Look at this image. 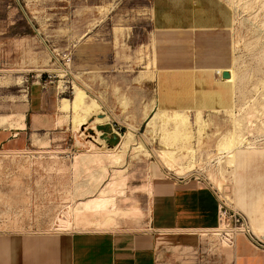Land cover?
<instances>
[{"label": "rangeland", "instance_id": "374dc122", "mask_svg": "<svg viewBox=\"0 0 264 264\" xmlns=\"http://www.w3.org/2000/svg\"><path fill=\"white\" fill-rule=\"evenodd\" d=\"M220 1L231 12L232 24L229 31L201 32L206 36L215 32L221 34L215 44H209L207 38H198V34L188 33L196 38L168 39L167 33H154L149 0H0V116L7 118L3 122L6 126L0 125V177L12 175L11 188L18 189L23 176V196L19 198L23 203L22 212L16 209L18 211L6 213L5 220L15 224L35 221L41 226L38 231L45 233L80 231L81 225L73 221L75 203L93 194L75 195L79 194V189H94L101 185L103 181L100 182L99 174L103 169L108 173L115 169L123 171L128 187L124 194L115 193L118 195L116 206L120 208L118 211H137V216H118L116 221L107 224V227H116L97 230L89 226L86 231L116 230L123 223L138 229L153 195V190L150 194L147 189L149 182L154 189L170 178L188 180L192 174L203 172L206 183L218 188L228 201L232 200L229 176H234L242 164L235 165L226 153H216L219 151L218 136L238 128L241 135L249 137L246 141L264 139V111L261 108L264 106V0ZM118 27L121 30L116 32ZM227 40L230 41L229 48ZM164 42L168 43L166 48L170 54L180 50V58L184 60L180 65L185 68L189 65V54L184 52V47L192 43L205 44L202 54L209 57L216 58L223 55L219 53L231 50L230 69L235 74L232 86L230 84L233 102L229 109L219 111L220 117L210 115L218 113L216 111H208L207 116L201 112L199 123L192 117L196 115L192 113L194 111L184 110L191 122L194 121L190 143L175 138L172 133L174 122L166 119L168 116L157 117L153 125L147 126L155 113L148 111L153 106L154 96L151 85L143 83L153 80L158 73V52ZM66 53L71 56L68 67L61 66ZM225 64H229L228 58ZM47 74L56 77L48 78ZM63 81L71 83L65 92ZM75 85L98 103V117H109L104 123L92 124V116L80 129L82 137L74 131L69 119L62 120V113L57 109L60 97L72 99ZM35 89L42 96L40 115L32 117H35L33 127H29L26 116L27 127L17 129L20 128L16 127L18 115L26 113L27 101ZM253 98L255 102L251 103ZM257 101L260 107L256 105ZM253 106H257L258 114L251 110ZM145 112L148 113L144 115ZM91 126L96 127L109 147L118 146L121 136L131 127L145 152L135 156L126 150L118 163L112 164L105 158L100 160L101 163L94 161L82 166L78 163L80 166L77 167L78 164L73 165L75 156L88 150L85 142L90 135L94 136ZM161 134L166 137L164 144L160 141ZM183 144H190L194 151L195 161L189 171L179 166L192 160L189 153L178 157ZM253 144L264 148V140ZM162 148L171 151L172 159L159 152ZM91 154L94 155L89 152ZM210 159H216L217 163L209 164ZM224 171H227V178L220 175ZM142 184L146 186L143 191ZM9 197L15 199V196ZM19 200L13 203L17 204L15 202ZM66 216L70 226L58 227V219ZM194 237L189 236L188 241H193ZM223 250L221 252H225Z\"/></svg>", "mask_w": 264, "mask_h": 264}, {"label": "crops", "instance_id": "0c3cea01", "mask_svg": "<svg viewBox=\"0 0 264 264\" xmlns=\"http://www.w3.org/2000/svg\"><path fill=\"white\" fill-rule=\"evenodd\" d=\"M149 3L153 30L200 34L229 30L232 24V14L220 0H149ZM162 45L157 60L159 71L153 80L143 83L151 85L154 96L149 114L156 112L160 104L169 112L175 108L195 110L196 106L203 116L213 111L209 107L211 103L229 106L230 85L214 68L225 64L228 58L229 64L222 67V72L228 71L231 50L211 59L202 54L205 49L200 50L192 43V55L185 68L180 65L184 61L180 50L170 54L166 48L168 43ZM210 96L214 97L212 101ZM41 97L37 89L30 93L29 107L24 114L25 127L26 116L29 127H33L35 117H32L40 115ZM214 111L222 112L223 108L217 107ZM220 112L210 115L220 117ZM233 163L242 165L234 176H229L232 207L247 216L256 233L264 234V148H238L234 151ZM225 174L227 178V171ZM199 176V181L170 178L154 189L152 186L147 214L138 229L123 223L116 230L45 233L38 231L41 226L35 221L15 224L5 220L4 214L16 209L21 211L23 207L19 200L23 196V176L19 188L12 189V175H3L0 177V264H264V252L254 248L245 237H238L232 249L223 248L225 252L213 245L208 233L217 224L218 202L215 188L206 183L203 172ZM15 200H19L17 204L13 203ZM29 210H32L30 206ZM189 236H195L194 240L189 242Z\"/></svg>", "mask_w": 264, "mask_h": 264}, {"label": "bare ground", "instance_id": "6f19581e", "mask_svg": "<svg viewBox=\"0 0 264 264\" xmlns=\"http://www.w3.org/2000/svg\"><path fill=\"white\" fill-rule=\"evenodd\" d=\"M263 4V3H262ZM263 16V15H262ZM103 19V18H102ZM95 22V20H94ZM255 22V21H254ZM262 24V23H261ZM260 26V25H259ZM121 30L120 27L116 28L115 31L116 32H119ZM164 32V33H167V36H169L168 39H174V38H182V37H185V38H196L195 35H188V33H185V32H182V31H179V30H155L154 33H157V32ZM229 31V30H228ZM202 37H205L208 39V41L206 43H213L215 44V42H217L219 40V38L221 37V34L215 32V34L213 35H205V34H198V38H202ZM228 38V37H227ZM228 41V48L230 47V44H229V40ZM235 44V43H234ZM195 47L199 48L200 50H202L205 46V44H200V45H196L194 44ZM184 52H186L187 54H189L188 58H190V56L192 55V49L190 48V46H185L184 47ZM209 58H214L216 59L214 56H211ZM232 61V60H231ZM153 63V61H151ZM229 62V60H228ZM151 63V64H152ZM228 64L226 65H217L215 66L214 68V72L217 74V75H220L221 72L224 70L222 67H226ZM155 69V68H154ZM53 70V69H52ZM229 72H230V77L228 79H225L224 82L226 84H231L234 79H235V74L233 72L232 69L228 68L227 69ZM195 71V70H193ZM197 71V70H196ZM64 72V71H63ZM62 75V74H61ZM150 75V74H149ZM148 75V76H149ZM195 74H193L194 76ZM212 75V74H211ZM74 76V75H73ZM141 76V75H140ZM139 76V77H140ZM147 76V77H148ZM151 76V75H150ZM208 76V75H207ZM138 77V78H139ZM143 77V76H142ZM190 77V76H188ZM195 77V76H194ZM149 78V77H148ZM152 78V76H151ZM196 78V77H195ZM254 78V77H253ZM37 79V78H36ZM182 79V78H181ZM139 80V79H138ZM199 80V79H198ZM201 80V79H200ZM214 80V79H213ZM37 81V80H35ZM182 81V80H181ZM180 81V82H181ZM188 81V80H187ZM186 81V82H187ZM194 81V79H193ZM185 82V81H184ZM262 82V81H260ZM59 83V82H58ZM61 83V81H60ZM194 83V82H193ZM196 83V81H195ZM199 83V82H198ZM215 83V82H214ZM18 84V83H17ZM57 84V83H56ZM75 84V83H74ZM200 84V83H199ZM261 84V83H260ZM194 85V84H193ZM213 85V84H212ZM41 86V85H40ZM57 86V85H56ZM211 86V85H210ZM232 86V84H231ZM230 86V87H231ZM254 86V85H253ZM59 87V86H58ZM61 87V86H60ZM199 87V86H198ZM226 87V86H225ZM255 87V86H254ZM262 87V86H261ZM42 88V87H41ZM74 89V92H73V97L72 99H67V98H64V97H60L59 98V105L57 107V109H59V111L62 113V117L64 120L65 119H69V121L71 122L72 124V127L74 129L75 132H79L80 133V129L82 128L83 125H85L87 123V121L89 119H91L92 116L93 117V121H92V124L95 123V124H100V123H104L106 120H109V117L108 116H104V117H98V108H99V105L98 103L92 99V98H89L84 90L78 86H74L73 87ZM213 88V87H212ZM232 88V87H231ZM263 88H264V83H263ZM58 89V88H57ZM56 89V90H57ZM177 89V88H176ZM196 88H194V91H195ZM199 89V88H198ZM255 89V88H254ZM259 89V88H258ZM193 90V89H192ZM228 90V88H227ZM232 90V89H231ZM259 91V90H258ZM191 92V91H190ZM189 92V94H190ZM201 92V91H199ZM225 93V92H224ZM228 93V92H227ZM159 94V93H158ZM194 92H193V97H194ZM216 94V93H215ZM226 94V93H225ZM211 95V94H210ZM213 95V94H212ZM229 95V94H228ZM255 95V94H254ZM196 97V95H195ZM200 97V95H199ZM220 97V96H219ZM214 98V97H213ZM213 98H211L210 96V99L211 101L213 100ZM215 98H218V97H215ZM177 99V97H176ZM185 99V98H184ZM196 99V98H195ZM199 99V98H198ZM178 100V99H177ZM186 100V99H185ZM183 100V101H185ZM188 100V99H187ZM189 101V100H188ZM194 101V99H193ZM201 101V100H200ZM250 101V100H249ZM152 102V105L154 103V101H151ZM179 102V101H178ZM186 102V101H185ZM197 102V101H196ZM230 102H233L230 100ZM248 102V101H247ZM255 102L254 101V98H253V101L251 103ZM149 103V102H148ZM184 103V102H183ZM225 103H228V102H225ZM258 101L256 102V105L260 107V105L257 104ZM177 104V103H176ZM189 106L191 105V103H187ZM199 104V103H198ZM218 104V102H217ZM231 104V103H230ZM229 104V106H230ZM151 105V106H152ZM180 105V104H179ZM186 104L184 103V106ZM197 105V104H196ZM176 106V105H174ZM229 106H222V105H213L212 103L209 104V107L212 108L211 110L214 111V108H223V111L225 109H229ZM249 106H252L251 104ZM257 106H253L251 107L252 109L251 110H254L255 112H257L256 114L259 113L258 111V108H256ZM263 108V111H264V106L261 105ZM144 107V106H143ZM149 107V106H148ZM147 107V108H148ZM168 107V106H167ZM179 107H182L181 105ZM187 108V106H185ZM225 107V108H224ZM151 108V107H149ZM148 108V109H149ZM175 108V107H174ZM191 108V107H190ZM192 110H194V112H192L193 114H196L195 116L193 115L192 117H195L196 119V122H198L199 118H200V114H201V110L199 107H196L194 106ZM260 108V109H261ZM167 109V108H166ZM165 109V107L160 104L158 106V109L157 111L154 113V115L152 116V118L149 120L147 126L149 125H153L155 123V119L158 118H166L164 116H168L166 119H170L174 122V129L172 127V133L173 135L175 136V138H177L179 141H182V142H185V143H190V140L193 138V132L191 130V126L193 127V122H191V119L189 117V115L186 114V112L184 110H179V109H172L171 112L167 111ZM170 109V108H169ZM181 109V108H180ZM188 110V109H187ZM191 110V109H190ZM216 110V109H215ZM220 110V109H219ZM147 111V109H146ZM149 111V110H148ZM217 111V110H216ZM229 111V110H228ZM249 111V110H248ZM262 111V109H261ZM219 112V111H218ZM253 112V111H252ZM22 113V112H21ZM148 112H145L143 113L144 115H146ZM188 113V111H187ZM16 114V113H15ZM230 114L231 111H230ZM255 114V113H254ZM262 114V113H261ZM8 116V115H7ZM11 116H13L11 114ZM10 116V117H11ZM20 117L19 118H16L17 120L19 119V121H16L18 122V124H16V122H14L16 125V127H20V128H24L25 127V124H24V114H19L18 115ZM232 116V115H231ZM16 117V116H15ZM7 119V118H6ZM5 119V116H0V125L6 120ZM9 119H12V118H9ZM159 119V120H160ZM165 119V120H166ZM14 120V119H13ZM260 120V119H259ZM11 121V120H10ZM9 121V122H10ZM57 121H59L57 119ZM161 121V120H160ZM263 121V120H262ZM8 122V121H7ZM164 122V121H162ZM195 122V123H196ZM201 122V121H200ZM5 123V122H4ZM3 123V124H4ZM260 123V122H259ZM10 124V123H9ZM12 124V123H11ZM10 124V125H11ZM14 124V125H15ZM159 124V123H158ZM164 125V123H161ZM160 124V125H161ZM6 126V124H4ZM246 125V124H245ZM8 126V124H7ZM12 126V125H11ZM71 126V125H70ZM237 126V125H236ZM262 126H264V122L262 124ZM15 127V126H14ZM155 127V126H154ZM160 127V126H158ZM163 127V126H162ZM200 127V126H199ZM239 127V126H238ZM255 127V126H254ZM9 128V127H8ZM13 128V127H12ZM161 128V127H160ZM252 128V127H251ZM19 129V128H17ZM84 130V129H83ZM82 130V131H83ZM91 132L93 131L94 133V136L92 135H88L89 136V140H87L85 142V145H87L88 147V150H85L83 153H79L76 157V161H74L73 165L76 163H80L81 166L82 164L84 163H89V162H92V164L95 162H100V160L104 159L105 158L111 162L112 164L113 163H118L121 161L123 155L125 154L126 150H129L131 152H133L134 154L133 155H137V154H140V153H144L145 152V149H144V145L138 141L137 139H135L134 137V133H133V129H131V127H128V130L127 132L121 136V140H120V143L118 144V146H114V147H109L106 145V142L103 138H101V134L100 132H98V130L96 129V127L94 126H91L90 128ZM157 130V129H156ZM261 130V129H260ZM228 131V130H227ZM225 131V132H227ZM233 131V130H232ZM232 131H229L228 133H225V134H222L220 136H218L220 139L218 141V145H217V148L219 151L216 150V153L217 152H220L221 154L222 153H226L228 158H232L233 160V155H234V151L238 148H258L256 147L257 145L256 144H253V142L251 141H246L245 140V137L243 136V134L241 135V132L238 130H234V132ZM262 131V130H261ZM150 132V131H149ZM169 132V131H168ZM200 132V131H199ZM232 132V133H231ZM250 132V130H249ZM171 132L169 134H172ZM198 133V132H197ZM252 133V132H251ZM257 133V132H256ZM83 133H80V136L79 137H82ZM217 134V133H216ZM162 136L160 141L163 140L161 143H165L166 141V137H165V134H161ZM253 135V134H252ZM168 137V136H167ZM260 137V136H259ZM169 138V137H168ZM167 138V139H168ZM171 138V137H170ZM173 138V137H172ZM38 140V139H36ZM170 140V139H169ZM217 140V139H215ZM264 140V139H263ZM178 141V142H179ZM37 142V141H36ZM245 143H249V144H245ZM44 145V144H43ZM190 144H183V149L181 150V148L179 149V156L180 155H184V153H189V156L192 157V160L189 161L188 163L185 162V164L181 163V168L182 169H186L187 171H189V169H191L190 167L192 166V164L194 163L195 161V158L193 157L194 155V151L193 149L189 146ZM216 145V144H215ZM216 148V149H217ZM94 151V152H93ZM128 151V152H129ZM89 152H92L94 153V155H89ZM130 152V154H131ZM161 154L165 155V156H168L169 158L172 159V154H171V151L170 150H167L165 148H162L160 149L159 151ZM132 155V154H131ZM135 155V156H136ZM147 155V154H145ZM226 156V157H227ZM224 157V158H226ZM174 159V157H173ZM231 160V159H230ZM228 161V160H227ZM174 162V161H173ZM226 162V161H224ZM101 163V162H100ZM230 163V162H229ZM105 164V163H104ZM109 164V163H108ZM227 164V162H226ZM85 165V164H84ZM83 165V166H84ZM88 165V164H87ZM107 165V164H106ZM225 165V163H224ZM231 165V164H230ZM233 165V164H232ZM231 165V166H232ZM80 166L79 164L77 165V167ZM219 166V165H218ZM229 166V165H228ZM106 167V166H104ZM125 167V166H124ZM222 168V167H221ZM124 169V168H123ZM122 169V170H123ZM101 170V169H100ZM125 170V169H124ZM185 170V171H186ZM223 170V169H221ZM220 170V172H221ZM219 171V170H218ZM219 172V174H220ZM123 171H121L120 169H115V170H111V173H108L106 171V169H103L101 171V174H99V180L100 182L103 181V183L101 185H97L96 188L94 189H86V190H82V189H79L80 192L78 194V190H76L77 194L78 195H75V196H81L83 197L84 195H90V194H93L92 196L90 197H87L86 199H81L80 201H78L77 203H75V208L73 209L74 213V217H73V221H75L76 224H79L81 225V228L80 231H86L87 227L89 226H94L95 229L97 230H102V228H109L107 227V224L108 222L112 221H116L115 219L118 217V216H134L136 215L137 216V211H128V209L124 210V211H118V208L116 206V196L120 195V194H124V190L126 189V179L123 177L122 175ZM223 178H225L226 174H225V171L222 172V174H220ZM220 176V177H221ZM230 176H232L230 174ZM233 178V177H232ZM96 179V178H95ZM151 179V178H150ZM212 179V178H211ZM214 179V177H213ZM98 180V179H97ZM96 180V181H97ZM98 180V181H99ZM213 182V181H212ZM217 182V181H216ZM96 183V182H95ZM151 182H149V185L147 186V189L148 191L152 192V183L150 184ZM100 184V183H99ZM147 184V182H146ZM233 184V182H232ZM218 185V184H217ZM219 186V185H218ZM217 186V187H218ZM140 187V186H139ZM138 187V188H139ZM143 187H146L144 186V184H142V191H143ZM78 188V187H77ZM75 188V189H77ZM81 188V187H80ZM91 188V187H90ZM219 190V189H218ZM145 191V190H144ZM147 191V192H148ZM148 192V193H149ZM115 193H118V195H116ZM149 194V195H150ZM88 195V196H89ZM85 197V196H84ZM104 211V212H102ZM61 217V216H60ZM68 216H66L65 219H61V218H57L58 219V227L60 228H67V226H70L68 225L69 223V219L67 218ZM71 217V216H70ZM71 220V219H70ZM71 222V221H70ZM111 222V223H112ZM53 224V223H52ZM73 226V225H72ZM57 228V227H56ZM55 229V228H54ZM94 229V230H95ZM90 230V229H88ZM93 230V231H94ZM91 231V230H90ZM96 231V230H95ZM223 250V248H222ZM224 251V250H223Z\"/></svg>", "mask_w": 264, "mask_h": 264}, {"label": "built area", "instance_id": "2783aa9c", "mask_svg": "<svg viewBox=\"0 0 264 264\" xmlns=\"http://www.w3.org/2000/svg\"><path fill=\"white\" fill-rule=\"evenodd\" d=\"M61 66L68 67L70 64L71 56L66 53L62 57ZM54 75V74H53ZM41 77V74H39ZM48 78H55L56 76H51L47 74ZM41 79V78H40ZM64 92L68 90L69 81H63ZM71 85V83H70ZM63 92V93H64ZM249 138L248 136L245 139ZM250 141V140H249ZM253 143H258L263 140H251ZM250 141V142H251ZM209 164L215 165L217 163L216 159H210ZM194 179L199 181V175H191L189 179ZM181 180H186L180 178ZM188 179V180H189ZM215 196L217 198V224L208 234L213 238V245L218 248L232 249L235 245L236 239L240 236L245 237L248 242L256 249L264 252V234L256 233L247 216L232 207L231 201H228L225 197L221 195L218 188L214 189Z\"/></svg>", "mask_w": 264, "mask_h": 264}, {"label": "water", "instance_id": "95a60500", "mask_svg": "<svg viewBox=\"0 0 264 264\" xmlns=\"http://www.w3.org/2000/svg\"><path fill=\"white\" fill-rule=\"evenodd\" d=\"M230 77V73L228 71H224L221 73V78L228 79Z\"/></svg>", "mask_w": 264, "mask_h": 264}]
</instances>
